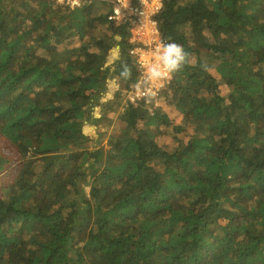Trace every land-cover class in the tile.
<instances>
[{"label": "trees", "instance_id": "trees-1", "mask_svg": "<svg viewBox=\"0 0 264 264\" xmlns=\"http://www.w3.org/2000/svg\"><path fill=\"white\" fill-rule=\"evenodd\" d=\"M109 11L0 0V264H264V0H163L159 105Z\"/></svg>", "mask_w": 264, "mask_h": 264}, {"label": "built area", "instance_id": "built-area-1", "mask_svg": "<svg viewBox=\"0 0 264 264\" xmlns=\"http://www.w3.org/2000/svg\"><path fill=\"white\" fill-rule=\"evenodd\" d=\"M61 4L59 0H55ZM88 0H80V6ZM107 2L110 11L108 20L122 22L129 30V39L134 44L130 54L134 57L138 77L124 96L123 102L133 106L140 102L159 105L162 90L167 87L172 79L162 81H147L144 65L148 62L149 54L157 45L168 43L161 35L157 15L163 6V0H98ZM63 5L69 6L68 0ZM79 6V7H80ZM77 8V7H76ZM119 10V13L118 11Z\"/></svg>", "mask_w": 264, "mask_h": 264}, {"label": "clouds", "instance_id": "clouds-1", "mask_svg": "<svg viewBox=\"0 0 264 264\" xmlns=\"http://www.w3.org/2000/svg\"><path fill=\"white\" fill-rule=\"evenodd\" d=\"M59 2L63 4L65 0H59ZM68 4L69 7L75 10L76 7L80 6V0H68ZM117 11L119 13V10ZM117 58L118 49H114L105 67H108ZM187 58L188 54L184 51L181 45L175 42L157 45L154 51L149 54L148 62L144 65L146 80L162 81L170 79L173 73L182 68L187 61ZM129 74V70L125 68L122 75L127 77Z\"/></svg>", "mask_w": 264, "mask_h": 264}, {"label": "rangeland", "instance_id": "rangeland-1", "mask_svg": "<svg viewBox=\"0 0 264 264\" xmlns=\"http://www.w3.org/2000/svg\"><path fill=\"white\" fill-rule=\"evenodd\" d=\"M160 103H162V102H159V104ZM105 104H106V99L105 100H101V99H99L98 101H97V109H102L104 106H105ZM163 104V103H162ZM163 106H165V102H164V105ZM98 113H100V116L102 117L103 116V114L105 113V112H103V111H101V110H98L97 111ZM103 112V114H101ZM110 117H111V115H109ZM115 120V119H114ZM113 124V123H112ZM109 132H111V131H109ZM103 146H104V148H105V151L106 152H108L109 151V146L106 144L105 145V143L103 144ZM85 179H83L82 181H84Z\"/></svg>", "mask_w": 264, "mask_h": 264}, {"label": "bare ground", "instance_id": "bare-ground-1", "mask_svg": "<svg viewBox=\"0 0 264 264\" xmlns=\"http://www.w3.org/2000/svg\"><path fill=\"white\" fill-rule=\"evenodd\" d=\"M96 106H98V105H96ZM88 175H89V172L85 171V173L82 175V178L87 177Z\"/></svg>", "mask_w": 264, "mask_h": 264}]
</instances>
